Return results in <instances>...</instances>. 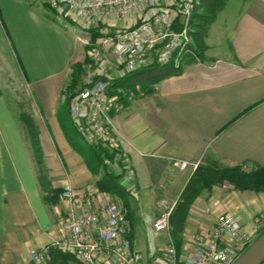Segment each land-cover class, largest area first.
Segmentation results:
<instances>
[{"label": "crops", "instance_id": "obj_1", "mask_svg": "<svg viewBox=\"0 0 264 264\" xmlns=\"http://www.w3.org/2000/svg\"><path fill=\"white\" fill-rule=\"evenodd\" d=\"M1 13L7 31L4 34L0 22V52L12 56L6 39L12 34L32 94L30 110L38 124L49 185L45 190L38 179L23 125L0 86V264H28L33 249L62 235L57 217L68 206L61 196L67 184L99 189L100 201L119 198L128 210L133 249L147 255L153 248L158 256L167 233H157L154 221L165 202L177 204L194 172L191 167L180 170L178 161L202 163L216 157L227 166L264 164V0H243L233 13L230 45L221 47L222 52L209 41L217 19L206 37L202 60L186 64L181 74L163 79L153 93L127 102L125 110L113 116L136 168V199L141 189L147 197V205L137 202L133 211L129 198H134L98 185L105 175L122 180L121 169L104 162L89 165L61 121L60 107L68 101L64 89L73 64L85 62L81 40L92 35L94 23L75 14L73 25L62 23L64 29L56 16L58 24L32 9L28 0H0ZM135 21L132 15L111 18L109 23L128 26ZM48 190L60 192L56 203L45 199ZM92 208L94 204L86 203L78 210ZM222 214L236 216L244 233L264 226V191L238 190L228 182L206 189L192 204L185 230L176 241L183 259L197 254L193 237L209 235ZM47 264L80 262L72 254L52 249Z\"/></svg>", "mask_w": 264, "mask_h": 264}, {"label": "built area", "instance_id": "obj_2", "mask_svg": "<svg viewBox=\"0 0 264 264\" xmlns=\"http://www.w3.org/2000/svg\"><path fill=\"white\" fill-rule=\"evenodd\" d=\"M63 23L76 14L89 18L101 35L85 42L93 45L83 73L84 84L74 91L70 113L83 140L102 150L103 162L121 169L120 184L131 198L138 197L137 172L132 156L113 123V116L123 112L127 102L143 97V89L116 86L117 80L155 63L175 62L179 66L190 54V22L199 0H45ZM136 16L134 25H111L109 20ZM70 24V23H69ZM200 60V59H199ZM178 168L196 170L199 162L178 161ZM62 198L68 201L58 213L62 235L47 246L30 252L28 264H47L52 249L72 254L80 264H233L245 247L264 228L255 226L244 233L238 218L222 214L211 233L196 234L199 247L195 255L182 258L172 235L171 214L175 205L165 202L153 228L167 233V243L156 255L152 248L145 255L133 249L128 210L116 197L99 200V189L64 186ZM86 203L94 208L79 212Z\"/></svg>", "mask_w": 264, "mask_h": 264}, {"label": "trees", "instance_id": "obj_3", "mask_svg": "<svg viewBox=\"0 0 264 264\" xmlns=\"http://www.w3.org/2000/svg\"><path fill=\"white\" fill-rule=\"evenodd\" d=\"M228 2L229 0H199L191 18L189 30L195 41V45H190L192 52L186 54V57H183L179 66L173 60L165 64L155 63L139 71L129 73L125 78L117 80L115 85L123 86L127 89H134L136 85H140L145 92H154L156 90L155 86L160 81L167 77L181 74L186 64L197 62L199 59L202 60L204 58L203 54L208 48L206 37L208 36L209 30L217 21L220 12L226 8ZM46 5L48 6L47 2ZM67 21L70 24L74 22L69 18ZM100 35V29L95 28L91 35L92 41L96 40ZM86 63V61L79 62L72 66L74 72L72 73V81L68 84L70 92H66L68 102H71L75 86L84 73ZM21 105L25 104L22 103ZM22 118L24 121V135L31 150L34 163H36L35 167L38 173V179L46 190L49 185V177L40 142L38 124L31 110L27 113L24 112ZM96 150L99 157V165H101L103 163V153L102 150ZM206 160L200 163L198 168L194 170L171 214L172 235L175 241H177L179 235L185 230L192 204L206 189L209 190L214 186L228 182L238 190L264 191V164H256L258 168L255 171H247L241 165H224L216 157L210 158L208 161ZM98 185L102 190L115 192L124 198H127V195H129L120 184V177L117 176L105 175L99 180ZM59 195L60 192L58 190H53L51 196L45 195V199L49 202L56 203Z\"/></svg>", "mask_w": 264, "mask_h": 264}, {"label": "rangeland", "instance_id": "obj_4", "mask_svg": "<svg viewBox=\"0 0 264 264\" xmlns=\"http://www.w3.org/2000/svg\"><path fill=\"white\" fill-rule=\"evenodd\" d=\"M242 2H243V0H231L230 2H228V5L226 6V10H224L222 13L220 12V14L218 16L217 23L212 27L211 39L209 41L213 45L218 46L216 48V51L222 52L221 47L224 49V48H227L228 45H230L228 40H229L230 28H231L230 24H232V21H234L233 13L236 12L238 8H240ZM28 5L32 9H35L36 11H38L40 13H45L47 15V17L49 16L50 20L55 21L57 24L59 23V21L55 17L56 14L51 11L49 6L46 5L45 0H28ZM0 22L2 24L3 31L5 34L7 29L3 26L5 24V18H4V15L2 13L0 15ZM59 24L61 25L62 28L66 29L65 26H63L64 24H62L61 22ZM89 37H88V35L85 38L83 36V39L81 40V42L85 46V51H86L85 61L86 62H88V60L90 58L89 57V51L93 48V45H89L85 42L86 40L89 39ZM6 39H7V42L9 43L10 47L12 46L13 51H12V56L8 53L5 54L4 52L2 53V51L0 52V86H1V90H2L1 92L4 94L5 97L8 98V100L10 101V103L12 104V106L15 109L16 117L19 119V121L23 125L24 124V121L22 118L23 113L24 112L27 113L30 111V106H32V96H31L32 94H31V91L28 87V83L26 81V78L23 75V69L19 63L18 50L15 46V42H14V38H13L12 34H8L6 36ZM91 41H92V39H91ZM94 41H96V40H94ZM192 44L195 45V41L193 38H192ZM81 51H82V47H80L79 52H81ZM62 52H63V49H62ZM12 57H13V59L16 60L15 62L12 60ZM184 57H186V55ZM16 63H17V65H16ZM74 67H75V65H74ZM73 72H74V70L72 68V73ZM71 81H72V79L70 80V82ZM83 84H84V78L82 75L78 80V84L75 86V90L78 87L83 86ZM142 91H143L144 95L153 93V92H148V91L145 92L144 89ZM64 92L65 93L70 92L68 89V85L64 89ZM67 97H68L67 94H65L64 98H66V100H67ZM72 98H73V96L71 97V101H72ZM22 103L25 105H21ZM60 111H61V114H60L61 121L64 125H66V127L64 126L66 132L68 129L69 134H67V135L70 138V140H72V142L76 146H78L81 153L86 157L85 160L89 165L95 164V165L99 166V157H98L97 150L95 148H93L91 145H89L88 143H86L83 140V138L81 137L75 123L72 120L70 110H69V102L68 101L65 103L62 102V105L60 107ZM210 158H213V157H210ZM210 158L208 160H210ZM208 160H206V161H208ZM236 165H241L242 168L247 170V171H255L258 168V166L256 164L242 163V164H236ZM233 166H235V165H233ZM143 193H144V189H141L140 194H139V201H137V199H130L129 198V200H130V206L129 207L131 208L132 211L135 210L134 205L137 204V202L140 203L141 207H144L147 205L146 204V203H148L147 197H145ZM45 195L51 196L52 190L51 191L48 190ZM118 196H120V195H118ZM136 206H138V205H136ZM143 241H144V239H143Z\"/></svg>", "mask_w": 264, "mask_h": 264}, {"label": "water", "instance_id": "obj_5", "mask_svg": "<svg viewBox=\"0 0 264 264\" xmlns=\"http://www.w3.org/2000/svg\"><path fill=\"white\" fill-rule=\"evenodd\" d=\"M264 263V228L245 247L233 264H263Z\"/></svg>", "mask_w": 264, "mask_h": 264}]
</instances>
